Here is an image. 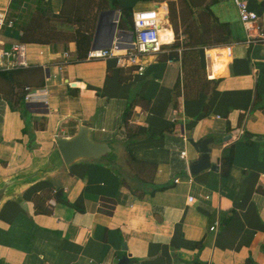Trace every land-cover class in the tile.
<instances>
[{
    "label": "crops",
    "instance_id": "1",
    "mask_svg": "<svg viewBox=\"0 0 264 264\" xmlns=\"http://www.w3.org/2000/svg\"><path fill=\"white\" fill-rule=\"evenodd\" d=\"M11 1L0 0V12L8 14ZM28 1L23 23L36 13L38 0ZM116 1L134 14L158 8L170 27L166 2ZM235 1L208 0L190 11L203 75L216 84L204 92L188 85V65L163 53L144 58L143 74L112 59L79 61L109 3L90 0L81 17L80 0H43L47 18H72L76 40L26 45L48 103L24 98L21 107L0 84V178L41 164L57 138L81 126L112 153L62 166L8 201L0 210V264H118L125 256L129 264H264V0H241L260 18L250 31ZM20 38L17 28L3 33L7 43ZM207 48L224 50H212L211 60ZM139 98L125 125L128 103ZM208 138L218 171L192 176L200 154L189 141ZM45 190L53 191L50 213H38L35 197Z\"/></svg>",
    "mask_w": 264,
    "mask_h": 264
},
{
    "label": "trees",
    "instance_id": "2",
    "mask_svg": "<svg viewBox=\"0 0 264 264\" xmlns=\"http://www.w3.org/2000/svg\"><path fill=\"white\" fill-rule=\"evenodd\" d=\"M69 0H65L68 2ZM109 3L110 9L117 11L120 14L118 28L123 31L134 32V13L131 7L121 6L116 0H104ZM139 2H166L168 4V19L169 23L175 33V41L173 44L164 46L163 49L166 51L165 60L177 59L181 60L188 65L191 77L193 80L188 84L194 91H209L213 86H216L215 81L209 80L205 75H203V69L200 65V51L198 47L194 46V34H193V24L188 21L190 16V11L192 9H202L207 5L208 0H137ZM28 0H12L8 12V16L14 20L15 28H17L21 33L20 41L28 44H38V45H52L61 42H74L76 40V35L72 25V18H67L65 16L56 17L53 16L51 19L46 17V7L43 0H38L36 5V13L31 15L27 22H22L24 11V4ZM112 2V3H111ZM176 3V4H175ZM179 3V4H178ZM90 5V0H80L79 7L77 8L78 15L81 17H86L88 14ZM28 13V12H27ZM189 22V24L187 23ZM177 24L180 27H184L181 34L177 33ZM176 26V28H175ZM176 29V31H175ZM182 29V28H181ZM182 37V38H181ZM182 39V41H181ZM181 53L179 54V50ZM88 53L85 56L79 57V61L86 60ZM131 72L135 71L137 68L130 67ZM42 69L40 67H28L21 68L8 72H0V84L7 86L12 92L13 96H17L19 104L22 107L24 105V98L30 90L37 87L44 86ZM7 88H5L6 90ZM141 100L136 99L128 103L127 109L124 112L123 121L127 125L131 118V109L136 105V103ZM13 106V104L10 102ZM14 107V106H13ZM24 110V109H23ZM174 127L159 134L162 137L165 133H173ZM133 159V158H132ZM135 161V159H133ZM139 165H145L144 162H138ZM230 164V160L224 159L223 174L226 175L227 165ZM162 190V188L156 189L154 191ZM53 196L52 190H45L41 195L35 197V204L38 213H50L46 202L50 200Z\"/></svg>",
    "mask_w": 264,
    "mask_h": 264
},
{
    "label": "built area",
    "instance_id": "3",
    "mask_svg": "<svg viewBox=\"0 0 264 264\" xmlns=\"http://www.w3.org/2000/svg\"><path fill=\"white\" fill-rule=\"evenodd\" d=\"M239 10L240 20L244 24L247 31L254 29L259 22V16L251 11L246 2L241 0L235 1ZM120 15V14H119ZM162 11L158 8L151 10H143L134 14V38L132 43L122 42L120 39L115 40L111 49H102L90 51L86 57V61L95 60H116L122 68L136 67V73L143 74L145 64L143 60L146 56H157L166 52L163 47L174 43L175 33L170 25L162 23ZM119 24V20L117 22ZM170 24V23H169ZM167 27V29H166ZM15 29V22L7 13L0 12V72H8L21 68H28L26 44L20 40L7 43L3 40L5 30ZM167 30L166 31H164ZM259 38L264 40V28L261 29ZM182 38V37H181ZM182 41V39H181ZM129 48H118V47ZM212 50H224L219 48H207L204 50L205 56L213 59L210 55ZM227 57L232 54L230 48H227ZM221 57L223 54H217ZM211 78V76H208ZM30 90L25 96V101H42L48 103L47 97L49 90L38 89ZM181 157H186V152L181 153ZM176 183L178 180L175 181ZM191 201V200H190ZM218 224L211 230L215 231Z\"/></svg>",
    "mask_w": 264,
    "mask_h": 264
},
{
    "label": "water",
    "instance_id": "4",
    "mask_svg": "<svg viewBox=\"0 0 264 264\" xmlns=\"http://www.w3.org/2000/svg\"><path fill=\"white\" fill-rule=\"evenodd\" d=\"M120 15L115 10L104 11L100 14L92 42V51L111 49L114 41L128 36V44L132 43L134 32L123 31L118 28ZM129 48L126 47H118ZM56 149L41 164L31 169L0 178V210L10 200L16 199L21 191L35 183L48 178L62 166L70 167L81 160H104L112 153L106 143L94 142L90 138V128L81 126L79 132L72 138H57ZM213 138L189 143L200 154V159L190 166V174L196 176L202 171L211 169L218 171V167L210 163V145L214 144ZM126 251V248L124 249ZM130 256L121 258L118 264H129Z\"/></svg>",
    "mask_w": 264,
    "mask_h": 264
},
{
    "label": "rangeland",
    "instance_id": "5",
    "mask_svg": "<svg viewBox=\"0 0 264 264\" xmlns=\"http://www.w3.org/2000/svg\"><path fill=\"white\" fill-rule=\"evenodd\" d=\"M112 3V2H111ZM176 4V3H175ZM179 4V3H178ZM110 7H113V4H112V6H110ZM113 10V9H112ZM148 10H150V9H148ZM188 21H190V22H192V24H193V34H194V21H193V18H192V15H191V13H190V16H189V20ZM188 24H189V22H187ZM185 27V26H184ZM184 27H180V24H177V28H176V26H175V28L177 29V33H178V35H180L181 34V32H182V30H184ZM182 28V29H181ZM176 29H175V31H176Z\"/></svg>",
    "mask_w": 264,
    "mask_h": 264
}]
</instances>
